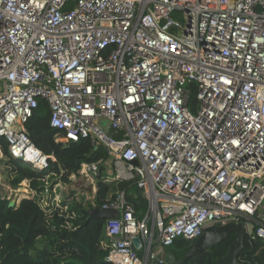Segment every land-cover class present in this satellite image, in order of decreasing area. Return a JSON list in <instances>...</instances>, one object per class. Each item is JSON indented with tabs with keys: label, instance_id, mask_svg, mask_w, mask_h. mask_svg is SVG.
<instances>
[{
	"label": "built area",
	"instance_id": "1",
	"mask_svg": "<svg viewBox=\"0 0 264 264\" xmlns=\"http://www.w3.org/2000/svg\"><path fill=\"white\" fill-rule=\"evenodd\" d=\"M39 98L57 141L104 148L78 175L108 162L148 201L141 220L123 194L98 208L118 213L107 262L150 264L230 222L264 241V0H0V139L43 170L24 130Z\"/></svg>",
	"mask_w": 264,
	"mask_h": 264
},
{
	"label": "trees",
	"instance_id": "2",
	"mask_svg": "<svg viewBox=\"0 0 264 264\" xmlns=\"http://www.w3.org/2000/svg\"><path fill=\"white\" fill-rule=\"evenodd\" d=\"M191 102L194 103V95H191ZM24 130L35 147L46 156H52L53 160L48 159L43 170L20 164L9 156L5 143L0 139L5 156L2 163L5 179L12 189L27 180L30 189L38 195L45 191L48 181L52 185H66L82 164L107 160L104 148L100 145L95 148L86 139L67 144L57 141L62 133L50 126V110L44 99H37ZM95 185L92 203L82 205L64 201L61 207L65 210L42 207L36 196L22 199L11 207L8 201L0 199V264H111L106 261V220L90 218L89 210L108 205L123 194L125 202L134 211V218L141 220L148 212V201L134 181L115 180L102 166L95 177ZM232 241L233 236H230L192 256L186 264H216ZM191 244L177 239L165 250L181 260ZM238 260L242 264H264V241L245 238Z\"/></svg>",
	"mask_w": 264,
	"mask_h": 264
},
{
	"label": "water",
	"instance_id": "3",
	"mask_svg": "<svg viewBox=\"0 0 264 264\" xmlns=\"http://www.w3.org/2000/svg\"><path fill=\"white\" fill-rule=\"evenodd\" d=\"M28 166H31L28 164ZM9 207L13 206V202H9ZM89 217L93 219L108 220L118 216L117 211L112 209H98L92 208L88 212ZM233 236V241L229 245L226 254L217 259L216 264H242L238 257L244 247V240L246 238V227L240 223H226L219 226H209L203 229L202 234L195 241L192 242L189 251L183 256L181 260L169 251H162L158 257L153 258L150 264H186V262L194 255L203 252L205 249L219 244L228 237ZM133 247L140 248V243L137 238L133 240Z\"/></svg>",
	"mask_w": 264,
	"mask_h": 264
},
{
	"label": "rangeland",
	"instance_id": "4",
	"mask_svg": "<svg viewBox=\"0 0 264 264\" xmlns=\"http://www.w3.org/2000/svg\"><path fill=\"white\" fill-rule=\"evenodd\" d=\"M4 161L5 159L0 161L1 174H4V167L2 165ZM104 171L108 176L112 175L108 162L104 165ZM51 183V181L45 183V191L36 195V193L30 189L29 182L24 180L19 184V189L17 191L19 194L24 193V191L28 192V197L36 196L42 207L50 206L63 210L65 209L61 207V203L64 201H75L82 205L92 203L96 191L95 181L89 182L78 174L70 176L69 183L66 185L61 183L52 185Z\"/></svg>",
	"mask_w": 264,
	"mask_h": 264
},
{
	"label": "crops",
	"instance_id": "5",
	"mask_svg": "<svg viewBox=\"0 0 264 264\" xmlns=\"http://www.w3.org/2000/svg\"><path fill=\"white\" fill-rule=\"evenodd\" d=\"M3 173H4V170H3ZM1 178H2V180L4 181V183H5V186L3 187V188H0V194H2V195H4V196H6L7 198H8V203H9V195L10 196H18V197H20V198H22V197H24V196H26L27 194H28V192H26V191H24V193H21V194H19V192H17V190H15V189H12L11 187H9L8 186V182L6 181V179H5V174H1ZM11 190V191H10ZM11 198V197H10ZM21 201V200H20ZM19 201V202H20ZM19 202H16L17 204L19 203ZM16 204V205H17Z\"/></svg>",
	"mask_w": 264,
	"mask_h": 264
},
{
	"label": "clouds",
	"instance_id": "6",
	"mask_svg": "<svg viewBox=\"0 0 264 264\" xmlns=\"http://www.w3.org/2000/svg\"><path fill=\"white\" fill-rule=\"evenodd\" d=\"M20 164H21V163H20ZM23 165H28V164H23ZM8 185H9V184H8ZM18 186H19V185H18ZM18 186H17V187H18ZM13 205H16V204L13 203ZM17 205H18V204H17Z\"/></svg>",
	"mask_w": 264,
	"mask_h": 264
},
{
	"label": "bare ground",
	"instance_id": "7",
	"mask_svg": "<svg viewBox=\"0 0 264 264\" xmlns=\"http://www.w3.org/2000/svg\"><path fill=\"white\" fill-rule=\"evenodd\" d=\"M11 191V190H10Z\"/></svg>",
	"mask_w": 264,
	"mask_h": 264
}]
</instances>
